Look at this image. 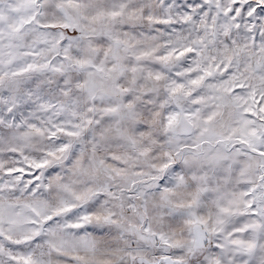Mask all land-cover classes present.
I'll list each match as a JSON object with an SVG mask.
<instances>
[{
  "label": "snow or ice",
  "instance_id": "6c2138e0",
  "mask_svg": "<svg viewBox=\"0 0 264 264\" xmlns=\"http://www.w3.org/2000/svg\"><path fill=\"white\" fill-rule=\"evenodd\" d=\"M0 264H264V0H0Z\"/></svg>",
  "mask_w": 264,
  "mask_h": 264
}]
</instances>
